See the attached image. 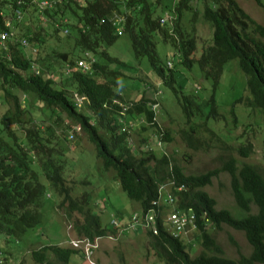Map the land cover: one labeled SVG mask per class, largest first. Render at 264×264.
I'll list each match as a JSON object with an SVG mask.
<instances>
[{
  "label": "trees",
  "instance_id": "obj_1",
  "mask_svg": "<svg viewBox=\"0 0 264 264\" xmlns=\"http://www.w3.org/2000/svg\"><path fill=\"white\" fill-rule=\"evenodd\" d=\"M16 1L0 0V32H10L7 21L14 32L0 44V245L7 246L12 239L18 242L41 223L48 187L60 197L56 208L71 222L76 240L94 246L96 239L112 238L130 228L131 232L141 229L149 248L145 247L163 264H264V169L239 162L230 154L215 169L186 174L176 158L178 154L164 151L173 140L172 131L157 122L161 109L158 84L162 83L179 105L183 127L177 134L188 149L218 147L249 156L253 149L249 134L260 127H254L255 119L264 123V25L235 0H202L203 19L211 24V43H207L210 37L200 40L201 52L196 56L199 41L195 31L200 17L194 1L199 0H55L54 5L43 7L40 0H20L21 5ZM255 1L264 10V4ZM16 10L21 18L25 13L30 18L46 17L50 30L45 31L40 23L37 29L23 25ZM185 14L189 16L187 21ZM59 31L69 33L70 50L40 55L39 49L48 46L49 38L59 39ZM123 34L130 40L134 58H146L153 74L140 69L129 73L125 63L109 52L108 47ZM157 36L170 43L173 59L159 58ZM23 39L28 46H22ZM85 53L92 61L84 71L78 62L87 60ZM231 60H237L245 76L247 94L221 111L215 94L224 67ZM176 63L185 70L196 65L203 78L211 81L208 98L201 101L193 92L184 91L185 75L176 70ZM123 79L139 82L137 98L126 102L117 90ZM29 96L49 109L48 118L53 122L62 119L61 115L70 121L63 127L70 139L75 135L74 126H79L103 169H112L122 191L139 203L138 223L132 224L123 216L120 223L111 216L103 225L100 215L89 207L87 192L73 196L74 186L63 175L68 148L61 145L62 138L51 123L45 122L44 114L30 115ZM238 104L247 110L242 120L236 111ZM228 122L243 127L245 134L244 138L237 137L241 143L235 148L220 133ZM135 127L138 143L132 135ZM139 130H151L153 142L151 136L141 137ZM221 171L230 176L240 216L226 208L217 209L215 199L203 189ZM252 204L257 207L254 213ZM167 210L187 218L193 214V227L186 233H190V239L184 241L166 230L161 216ZM149 213L154 220L144 226ZM222 224L244 233L251 247L249 255L239 250L237 259L224 255L211 232ZM195 241L201 248L193 254L190 250ZM91 251L94 253V247ZM29 255L35 264H71L73 255L87 258L83 248L60 244L40 246ZM0 264H9L1 251Z\"/></svg>",
  "mask_w": 264,
  "mask_h": 264
},
{
  "label": "rangeland",
  "instance_id": "obj_2",
  "mask_svg": "<svg viewBox=\"0 0 264 264\" xmlns=\"http://www.w3.org/2000/svg\"><path fill=\"white\" fill-rule=\"evenodd\" d=\"M235 1L251 18L264 25L263 7H260L255 0ZM260 1L264 4V0ZM194 4L196 9H198L200 17L196 26L197 30L195 31L197 34V41H199L197 43L198 51L195 55L198 56L202 46L200 40L203 41V38L210 37L207 43H211V24L203 19V1L199 0L196 3L194 1ZM184 17H186V21L189 19L188 14H185ZM21 22L23 25L26 24V26L30 28L35 27L34 29H37L39 27L37 24L40 23L43 24L45 31L50 30V21L46 17L35 15L30 18L25 13L20 20V23ZM62 32V34L61 32L59 33L61 35H59L58 40L54 36L49 38L47 40L48 46H46L43 51L39 49V54L47 57L53 55V51L70 50L72 39L71 37L67 38L69 33ZM33 48L34 47H32V49ZM108 50L113 56L118 57L125 63L127 66L126 70H128L129 73H137L139 72L138 69H140L147 75L153 74L146 58H142L139 61L134 58L130 40L125 34L119 36L117 40L108 47ZM156 50L162 61H165L167 58L173 59L175 57L172 54L173 48L170 43L163 42L159 36H157ZM174 60L177 61V58ZM112 67H115V65ZM175 68L178 71L184 72V91L193 92L201 101L208 98L211 81L203 78L196 65L190 70H185L182 65L176 63ZM56 79L58 80V78ZM120 83L117 90L124 99H126V102L138 97V81L123 79ZM158 86L160 94L157 98L161 103V109L157 115V122L160 127L172 131L173 136V140L165 145L164 151L178 154L176 158L178 157L177 159L180 164L183 165L186 174H199L215 169L221 165L222 159L230 154L237 158L239 162H248L260 169H264L263 121L255 119L256 122H254V127L260 126L258 127L259 130L249 134L253 148L249 156L243 157L235 150L225 151L218 147L191 150L181 142L177 134V130L183 127V122L178 117L181 115L180 108L173 93L162 83H159ZM245 94H247L245 76L239 69L237 60H231L224 67L221 82L215 94L217 104L220 110L224 111L226 110L225 107H227L232 100ZM26 98L29 101L27 106L31 112L30 115L37 117L38 114H44V118L46 117L45 122L51 123L58 137L62 138L61 145L68 148L66 150V156L64 157L63 175L66 180L70 181L74 186L73 196H78L84 191L87 192L89 195V207L93 212L100 215L103 225L107 224L111 216H114L118 222L122 223V216L129 219L134 214V216L139 215L141 211L139 203L130 200L122 191L119 183L114 178L115 172L112 169L107 171L103 169L101 160L96 156L93 145L84 138V134L79 126H74L75 135L73 139H70L69 133L65 135L63 132V127L70 124V121L67 120L64 115H61L62 119L53 122V118H48L50 114L48 108H45L43 104L37 102L35 97L29 96ZM236 111L242 120L247 110L242 107L241 104H238ZM63 122L65 123L62 125ZM130 123L135 124L132 120ZM61 125L62 128L60 129ZM137 131L138 128L136 127L132 129L133 139L136 143L139 142V136L136 134ZM71 133L73 134V132ZM220 133L221 136L223 135L226 138L225 141L233 148L241 143V140L237 138L239 135H242V138L245 137L243 127L240 125L238 127H233L231 122H228L222 127ZM139 134L144 138L148 136H151V139L152 137L155 138V136L151 135V130H139ZM21 136L23 135L21 134ZM77 137L80 138V140H78ZM153 140L154 139L151 141L153 142ZM159 150L160 149H156V151L161 152ZM229 181V174L226 171H221L216 177H213L211 183L203 189L215 199L217 209L226 208L236 216H240L241 214H237L239 210L234 203ZM46 193L48 196L44 199L41 223L31 228L26 235L18 240V242L12 239L7 246H3L1 243L0 246L2 247L0 251L4 257L7 258L9 264H35L29 255L31 250L48 244H60L72 247L71 241L76 240L71 222L56 208V204L59 202L60 197L48 187ZM256 210L257 207L252 204L251 212L254 213ZM130 229L122 230L118 235L112 236V238L106 237L97 239V242L95 241L94 253L91 255L86 254V259L82 255H73L71 264H163V262L157 260L151 249L147 250V241L144 240L146 238L143 231L139 229L140 231L138 232H131ZM211 232L218 244L221 245L226 257L237 259L238 250L244 255H249L251 247L246 241L242 231L235 230L230 226L222 224L220 229H211ZM183 236L182 238L184 241L191 237L190 233L186 236L184 234ZM232 240L235 241L236 245ZM83 244V242H80L77 247H73L83 248ZM193 248L194 249L190 250V252L196 254L201 248L200 242L195 241Z\"/></svg>",
  "mask_w": 264,
  "mask_h": 264
},
{
  "label": "built area",
  "instance_id": "obj_3",
  "mask_svg": "<svg viewBox=\"0 0 264 264\" xmlns=\"http://www.w3.org/2000/svg\"><path fill=\"white\" fill-rule=\"evenodd\" d=\"M21 1L20 0H17L16 1V4L17 5H21ZM39 5L40 6H51L52 4L54 5L55 4V0H40L39 2ZM16 15L19 19H21V14L18 10H16ZM5 26L8 27L10 30L9 33L7 32H0V44L3 43V41L5 39H7L8 37L14 35V32H13V25L10 21H7L5 23ZM21 44L23 47H26L28 46V42L26 40H22L21 41ZM32 52L35 53L36 50L35 48L32 49ZM85 56L87 58V60H81L78 62V65L81 67V69H83L84 71L89 69L90 68V62L92 61V59L90 58V56H87V53H85ZM82 99H79V101H81ZM72 136L70 135L69 138H71ZM181 187H179L178 189H181ZM153 205H157V202H153ZM191 209L189 208L188 211H190ZM193 214H191L188 218L183 214V213H180V212H170L166 218V221L168 222L169 224V231L171 232V234L173 235H176V234H180L181 231H183L186 227V225H188L189 223H192L193 221ZM154 220V215L153 213H149L148 216H145L144 218V223L143 225L144 226H148V225H151V223L153 222ZM112 223L114 224L115 221L112 220ZM138 223V218L137 217H132V224H136ZM153 228V226H152ZM153 232L155 233L156 230L153 228ZM80 242H83L84 244V247H83V251L85 252V254L87 255H91L92 254V247H95V245H91L89 241H81V240H73L71 241V245L74 246V247H77L79 245ZM79 248V247H78Z\"/></svg>",
  "mask_w": 264,
  "mask_h": 264
},
{
  "label": "clouds",
  "instance_id": "obj_4",
  "mask_svg": "<svg viewBox=\"0 0 264 264\" xmlns=\"http://www.w3.org/2000/svg\"><path fill=\"white\" fill-rule=\"evenodd\" d=\"M158 205L160 204L159 202L157 203ZM170 212H173V211H166V213H164L162 216H161V218H162V222H163V224L166 226V230L171 234V232L169 231V224H168V222L166 221V218H167V216H168V214L170 213ZM135 215V214H134ZM133 215V216H134ZM132 216V217H133ZM138 216V215H137ZM132 217H130V219L132 220ZM136 217V216H135ZM192 227H193V221H192V223H189L188 225H186V227H185V229L183 230V231H181V233L180 234H176V235H173V234H171V235H173V236H181V237H184L183 235L185 234V236L187 235L186 233L188 232V231H190L191 229H192ZM150 229L152 230V232H153V228H152V226L150 227ZM156 230V229H155ZM154 233V232H153ZM157 233V231L154 233V234H156ZM73 241V240H72ZM96 242H97V239H96ZM95 242V243H96ZM73 247V246H72Z\"/></svg>",
  "mask_w": 264,
  "mask_h": 264
}]
</instances>
